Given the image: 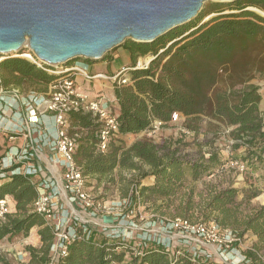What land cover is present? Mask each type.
<instances>
[{
    "label": "trees",
    "instance_id": "1",
    "mask_svg": "<svg viewBox=\"0 0 264 264\" xmlns=\"http://www.w3.org/2000/svg\"><path fill=\"white\" fill-rule=\"evenodd\" d=\"M257 10L264 13V0L216 3L153 43H124L130 70L113 84L117 114L109 109L119 136L105 153L99 152L98 118L84 112L68 115V134H81L74 159L87 188L103 186L109 191L116 184V170L136 171L138 177L125 192L130 211L140 206L162 216L175 212L173 218L215 223L231 230L239 241L250 234L255 242L243 252L248 264H264V205H252L263 193L257 181L264 186V112L260 88L252 83L257 75L264 79V15ZM140 59L151 62L138 68ZM50 68H38L21 57L0 63L5 85L28 84L43 92L68 76L46 71ZM174 114L196 137L207 120L214 139L198 145L143 140L126 147V136L147 134L155 122L167 127ZM190 147L194 155L184 153ZM225 148L230 150L227 156ZM234 162L244 166L247 188L219 190L208 184L206 198L194 199L196 183ZM14 168L0 169V201L10 197L15 205V212L0 222V240L15 243L38 228L41 245L25 248L28 264H221L203 256L193 258L179 247L170 250L153 242L108 238L91 226L89 235L78 232L66 255L57 258L54 227L34 210L38 184L33 176L11 175ZM148 176L153 184L143 186L141 181Z\"/></svg>",
    "mask_w": 264,
    "mask_h": 264
},
{
    "label": "built area",
    "instance_id": "2",
    "mask_svg": "<svg viewBox=\"0 0 264 264\" xmlns=\"http://www.w3.org/2000/svg\"><path fill=\"white\" fill-rule=\"evenodd\" d=\"M30 54V53H29ZM30 56H32L30 54ZM34 57V56H32ZM31 61L41 69L45 65L36 58ZM77 62L72 67L53 66L55 69H46V71L56 75H67L70 73L82 74L87 80H92L95 76L91 77L83 65ZM47 67V66H46ZM52 67V66H50ZM59 69V70H58ZM122 72L115 75L112 79L115 80L121 76ZM125 82V80H123ZM0 93L3 90L0 89ZM103 97L91 98L85 93L78 91L75 80L69 76L60 78L55 83L48 87V91L44 95L36 96L34 98H22L18 91H14L13 105L22 103L28 111L29 117L27 118V129L34 128L36 131L43 132L45 128L40 122V116H52L56 133L54 137L46 138L50 150L56 153L58 159L54 165L56 168L63 170V182L58 184L54 175L42 179L39 183L38 199L34 204V210L46 217L48 222L54 227L55 230V244L54 252L55 257L59 258L66 255L68 247L78 234V229L84 227V233L90 234L88 231V222L83 219V215L91 209H98L106 211L105 217L116 216L119 218L121 215H115V211L119 208L127 206L126 202H113L111 204H99L92 196L89 188L85 186L86 179L83 177L80 169L77 167L74 155L81 134L76 132L73 135L68 134L70 122L68 115L73 112L92 113L98 118L100 129L97 132L99 140V152L105 153L110 144L115 141L119 136V127L116 117L112 115L109 108L102 103ZM179 115L174 114L172 122H176ZM161 127V123L155 122L153 130ZM152 130V131H153ZM43 137V136H42ZM45 137V136H44ZM38 152V153H37ZM34 157L38 159L31 170L26 173L21 172L20 169L14 168L12 175H28L37 176L42 172V159L40 157L41 151H37ZM29 154L27 150L23 151L24 157ZM239 169L244 170V166L236 163ZM15 164L9 168H13ZM52 168V167H51ZM54 168V167H53ZM78 210H76V209ZM11 213L10 204L7 198L0 201V222L3 221L6 215ZM83 214V215H82ZM91 217H95V213L90 212ZM128 216H121L116 224L114 220L110 222L102 221L97 224L100 232L113 239H131L130 233L136 230L137 226L134 222H125L124 219ZM128 225V226H127ZM128 230V231H127ZM125 231H127L125 233ZM80 233V232H79ZM128 233V234H127ZM176 238L181 240V247L186 249L193 243L196 245L194 250L188 252L193 258L203 256L211 259V255L207 253L206 247L212 246L216 250V255L221 264H248L246 258L242 256L240 259L231 252H227L226 248L239 242V239L233 234L231 230L222 229L215 223H191L184 219H174L170 221L162 230L149 235L148 231H144L138 235L136 239L143 245L149 242L156 243L165 249H172L171 239ZM168 240V241H166ZM237 251V250H236Z\"/></svg>",
    "mask_w": 264,
    "mask_h": 264
},
{
    "label": "water",
    "instance_id": "3",
    "mask_svg": "<svg viewBox=\"0 0 264 264\" xmlns=\"http://www.w3.org/2000/svg\"><path fill=\"white\" fill-rule=\"evenodd\" d=\"M208 1L238 0H0V56L26 49L46 66L101 62L127 41L185 26Z\"/></svg>",
    "mask_w": 264,
    "mask_h": 264
},
{
    "label": "rangeland",
    "instance_id": "4",
    "mask_svg": "<svg viewBox=\"0 0 264 264\" xmlns=\"http://www.w3.org/2000/svg\"><path fill=\"white\" fill-rule=\"evenodd\" d=\"M220 3V2H214V1H208L203 5L202 11L198 18L202 15V13L205 10H209L214 4ZM258 13L261 15H264V13L257 10ZM197 19V18H196ZM195 20V19H194ZM30 52L28 50H24L20 54H10V55H1L0 56V63L3 60L11 59V58H17L20 55L23 54H29ZM31 54V53H30ZM32 55V54H31ZM33 56V55H32ZM35 58V57H33ZM150 58V57H148ZM26 59V58H25ZM31 61L30 59H27ZM83 61V60H80ZM148 59H140L138 61L137 67L138 68H144L147 66ZM32 62V61H31ZM87 62V61H86ZM33 63V62H32ZM101 65V67H104V61L97 62ZM87 64L89 66H92L93 62L88 61ZM99 65V66H100ZM56 67H51L50 69H55ZM59 70V69H58ZM128 73V72H127ZM0 75H2V71L0 69ZM128 75V74H127ZM2 77V76H1ZM126 76L121 75V78H124ZM81 83V80H79ZM118 82V78L115 80H108V82H97L95 86L99 87L96 89L94 84H82L81 91L82 92H88L90 94L96 95V92L99 90L101 92V89L104 88L106 92H110L111 85ZM253 84L259 86V88L264 87V79H260V77L257 75L256 78L252 81ZM104 90V92H105ZM20 94H24V98H27L30 96V98H34L35 96L44 95L47 93L43 92V90L38 89L37 87L25 84L22 87H20ZM38 94V95H37ZM183 122L180 121V118L176 122H172L167 127H159L156 130H153L149 133H142L137 136H128L124 138V143L127 148L131 147L133 144L139 141L143 140H150L153 143L157 145H163L165 143L169 142H177L178 140L183 141V143H196L197 145L202 141H209L214 139V133L213 128L209 127L207 124V120H205L201 125V132L198 137H196L193 133L189 132L183 127ZM7 142V138L2 136L0 134V145L3 146ZM224 155L227 156L230 152L229 148H225ZM184 153L188 155H194V148L190 147L188 150H184ZM240 164V163H238ZM241 165V164H240ZM144 171H148L147 168H142ZM244 170L239 169V167L236 165V163H227L222 170L212 174L211 176L207 177L206 179L196 183L194 185V199L196 201H199L200 199L206 198V196L209 193L210 184L213 187H216L217 189H225L228 187H232L235 189H238L241 191L242 189L247 188L248 186L245 185V174ZM138 173L136 171H130V170H121L118 169L114 172V177L116 179V184L111 187L109 191H105L103 186L97 187L92 186L89 187V191L91 192L92 196L96 199V201L101 204H111L113 202H123L127 203V206H123L119 208V211H115V215L120 214L121 216L125 215L128 216L124 219L125 222H134L137 226L136 230H134L132 233L129 231L130 236H132L131 239L125 240H133L136 239L138 235H141L144 231H148L149 235H154V233L162 230L170 221H173L174 219H181V218H173L175 216V212H172L170 215L162 216L161 214L153 212L151 209H145L144 207H138L136 210L130 211L129 210V197L126 196V188L129 186V183L132 182L135 178L138 177ZM38 176H41V173L38 174ZM259 177V175H258ZM256 178V176H255ZM152 177L148 176L145 179H143L142 185L148 186L149 183L152 182ZM258 180V179H257ZM257 187L263 191V193L257 197L255 200L252 201L253 206H260L264 205V186L261 185L259 181H257ZM241 198V196H240ZM76 209V208H75ZM77 210V209H76ZM78 211V210H77ZM90 212L95 213V217H91ZM87 215H83V219L88 222V225L91 227H96L97 224H100L101 220L105 218L107 215L106 211L98 210V209H91L87 213ZM121 216L117 218L116 216H110L112 221L114 220V223L116 221V224L119 220H121ZM191 223H201L198 219H191ZM128 226V225H127ZM79 232L84 233V227L78 229ZM128 231V230H127ZM125 231V233L127 232ZM128 234V233H127ZM255 238L252 237V235L247 234L241 241L237 242L238 245H231L229 248H226L227 252H231L232 250L239 251L240 248L244 247H250ZM138 240V239H137ZM29 239L18 241L16 243H10L6 239L0 240V264L3 262H6L8 264H28V258L27 253L25 252V248L29 246ZM212 247V246H210ZM233 252V251H232Z\"/></svg>",
    "mask_w": 264,
    "mask_h": 264
},
{
    "label": "crops",
    "instance_id": "5",
    "mask_svg": "<svg viewBox=\"0 0 264 264\" xmlns=\"http://www.w3.org/2000/svg\"><path fill=\"white\" fill-rule=\"evenodd\" d=\"M103 61L105 64L104 67H101L99 63L93 61L91 62L95 64H93L92 66H89L87 64L88 61H77L81 63V66L83 65V67L86 69L87 73L91 77H101H95L92 80H87L82 74L75 75L74 73H70L67 75L72 76L74 78L79 92L85 93L91 98L103 97L102 103L109 109H112L115 114H117L118 108L114 98L113 85H111L110 92L107 93L106 90L102 88L101 92L99 90L96 92V95L90 94L88 92H82L80 88L82 84L85 85L87 83H90L94 84L95 86L97 82H108V80H110L108 78H112L121 72L124 76H127V72L130 70L129 55L123 48H119L113 53H110ZM77 62H73L67 66L62 67L69 68L74 66ZM1 76L2 75H0V89L3 90V93H0V134L7 138V142L3 146L0 145V169H9L11 165L15 164V166H17V168L20 169L21 172L26 173L27 170H31V168L38 163V159L34 157V155L37 151L40 150V157L43 161L42 172L41 176H33V181L39 185L42 179L54 175L57 179L58 184L61 185L63 182L62 176L64 171L60 170L59 168H56V166L54 165L58 157L56 153L50 150L47 141L45 142L46 138L54 137L56 133V127L52 116H40V122L45 128L43 132L38 130L36 131V129L34 128L27 129V118L29 117L28 111H26L25 106L22 103H17V105L14 106L12 101L14 91H18L19 95L22 98H24V96H22L24 94H20V87H16L14 85H5ZM79 80H81V83ZM95 87L96 89L99 88L97 86ZM46 91L48 90L46 89ZM259 93L262 96V103L260 109L264 112V87L260 88ZM27 98L30 99V96H28ZM180 121H182L181 118ZM24 150H27V153L29 154L27 157L22 156ZM10 174L12 175V172ZM2 177H4V174L1 175V178ZM152 184L153 182L149 183V185ZM7 199L10 204L11 213H14L15 205L10 197ZM111 220V217H105L101 220L100 223H102V221L110 222ZM95 228L98 229V226H96ZM27 239H29L28 244L33 247H39L41 245V242L40 237L38 235V228H33L30 231L29 237ZM23 240L18 241L20 242ZM170 241L172 244V249L176 247L182 248L181 240L172 238ZM253 241H255V239ZM195 246L196 245L193 243L190 247L186 248L185 250L187 252H190L191 250H194ZM248 248L249 247L247 246L244 248H240L239 251L235 250L232 252V254L236 255L237 258L240 259L243 256V252ZM213 249L214 248L210 246L206 247V251L211 255L212 259L216 262H219V258L216 255V250Z\"/></svg>",
    "mask_w": 264,
    "mask_h": 264
},
{
    "label": "bare ground",
    "instance_id": "6",
    "mask_svg": "<svg viewBox=\"0 0 264 264\" xmlns=\"http://www.w3.org/2000/svg\"><path fill=\"white\" fill-rule=\"evenodd\" d=\"M19 57H21V58H26V59H32L33 57L32 56H30V54H23V55H20ZM149 63V61H147V64ZM213 250H215V249H213Z\"/></svg>",
    "mask_w": 264,
    "mask_h": 264
}]
</instances>
